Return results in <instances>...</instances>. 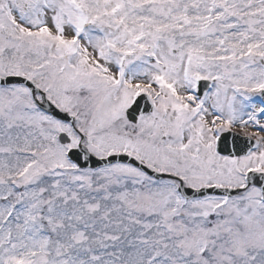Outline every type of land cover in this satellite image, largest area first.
<instances>
[{
    "label": "snow or ice",
    "instance_id": "1",
    "mask_svg": "<svg viewBox=\"0 0 264 264\" xmlns=\"http://www.w3.org/2000/svg\"><path fill=\"white\" fill-rule=\"evenodd\" d=\"M0 264H264V0H0Z\"/></svg>",
    "mask_w": 264,
    "mask_h": 264
}]
</instances>
